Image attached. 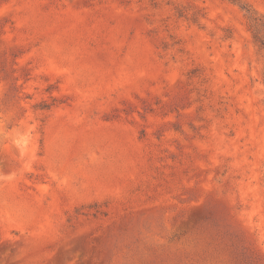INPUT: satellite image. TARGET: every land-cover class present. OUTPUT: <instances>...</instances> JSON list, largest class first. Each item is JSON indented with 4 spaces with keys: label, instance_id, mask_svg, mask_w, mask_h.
<instances>
[{
    "label": "rangeland",
    "instance_id": "374dc122",
    "mask_svg": "<svg viewBox=\"0 0 264 264\" xmlns=\"http://www.w3.org/2000/svg\"><path fill=\"white\" fill-rule=\"evenodd\" d=\"M0 264H264V47L238 4L0 0Z\"/></svg>",
    "mask_w": 264,
    "mask_h": 264
},
{
    "label": "trees",
    "instance_id": "16d2710c",
    "mask_svg": "<svg viewBox=\"0 0 264 264\" xmlns=\"http://www.w3.org/2000/svg\"><path fill=\"white\" fill-rule=\"evenodd\" d=\"M234 4H238L243 11H245L248 15L249 20L252 23V27L254 29V38L257 42L261 43V46L264 47V36H262L261 28H264V17L259 18L255 14V12L251 9L250 6L242 3L241 0H229Z\"/></svg>",
    "mask_w": 264,
    "mask_h": 264
}]
</instances>
